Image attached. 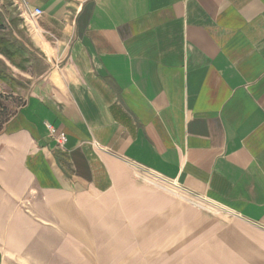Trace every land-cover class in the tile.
<instances>
[{
    "label": "crops",
    "instance_id": "obj_1",
    "mask_svg": "<svg viewBox=\"0 0 264 264\" xmlns=\"http://www.w3.org/2000/svg\"><path fill=\"white\" fill-rule=\"evenodd\" d=\"M20 93L0 264H264V0H0Z\"/></svg>",
    "mask_w": 264,
    "mask_h": 264
},
{
    "label": "built area",
    "instance_id": "obj_2",
    "mask_svg": "<svg viewBox=\"0 0 264 264\" xmlns=\"http://www.w3.org/2000/svg\"><path fill=\"white\" fill-rule=\"evenodd\" d=\"M42 13H43V10H41L40 8H37L36 10H34L33 12H31V15L33 17H38ZM48 128H49L52 136L55 137L58 145L60 147H64L66 145V143L68 142V136H67V134L64 131L57 130V128H55V127H53L51 125H48ZM141 173H142V175L143 174H147V176H150L151 179L149 178V180H148V177H147L148 182L153 183V184H156V185H158L161 188L167 189V187H169L170 185H172V182L170 180H167V179H165V178H163L161 176H158V175H156V174H154L152 172H149L147 170L142 171ZM176 190H177V192H179L176 195H179V196H181L184 199L191 200V199H189L187 197H183V196H185V194L188 195L186 192L181 191V190H178L177 188L175 189V192H176Z\"/></svg>",
    "mask_w": 264,
    "mask_h": 264
},
{
    "label": "rangeland",
    "instance_id": "obj_3",
    "mask_svg": "<svg viewBox=\"0 0 264 264\" xmlns=\"http://www.w3.org/2000/svg\"><path fill=\"white\" fill-rule=\"evenodd\" d=\"M22 84H24V82H22V81H20ZM12 98L10 99H6L5 100V104H6V111H5V115H7V116H5L6 117V119L8 118V117H10L11 115H13V113H15L16 112V110H17V108L18 107H20L22 104H23V101H24V95L23 94H19V95H13V96H11ZM5 119H3L2 121H0V129H2L3 128V121H4ZM146 175V176H145ZM142 177H143V179L145 180V181H147L148 182V180H149V178H150V176H147V174H143V175H141ZM147 177H148V180H147ZM151 179V178H150ZM169 187H167V189H168ZM171 188V187H170ZM173 189V188H172ZM173 191L175 192V189H173ZM176 194H178L179 192H177V190H176V192H175ZM178 197H180V198H182L181 196H179V195H177ZM183 196V195H182ZM183 197H187V198H189V199H191L192 200V198L190 197V196H188V195H186L185 194V196H183ZM184 199V198H183ZM10 264H17V263H15V262H10Z\"/></svg>",
    "mask_w": 264,
    "mask_h": 264
},
{
    "label": "trees",
    "instance_id": "obj_4",
    "mask_svg": "<svg viewBox=\"0 0 264 264\" xmlns=\"http://www.w3.org/2000/svg\"><path fill=\"white\" fill-rule=\"evenodd\" d=\"M9 98L11 99L12 97L11 96H8V95H6V96L5 95H0V121H2L3 119H5L3 121V126L10 119V117H12L14 115V113H13V115H11L10 117H8L7 119L5 117V116H7V115H5V111H6L5 100L6 99H9ZM2 129H0V132L2 131Z\"/></svg>",
    "mask_w": 264,
    "mask_h": 264
}]
</instances>
